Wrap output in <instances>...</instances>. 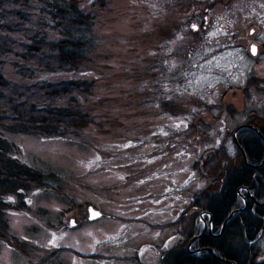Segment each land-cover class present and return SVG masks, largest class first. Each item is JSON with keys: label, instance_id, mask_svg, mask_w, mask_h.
<instances>
[{"label": "rangeland", "instance_id": "obj_1", "mask_svg": "<svg viewBox=\"0 0 264 264\" xmlns=\"http://www.w3.org/2000/svg\"><path fill=\"white\" fill-rule=\"evenodd\" d=\"M99 1L81 4L95 16L97 46L83 63L80 76L95 81L93 93L77 96L80 108L91 113L94 122L67 137L9 135L18 147V154L11 153L31 168L43 170L49 187L36 182L28 192L9 198L8 206L16 207L9 210L14 219L9 232L15 237H10L13 242L1 240L0 264H30V258L35 264H141L130 258L139 256L162 264L163 254L187 242L167 224L181 219L193 206L196 193L213 184L195 167L196 162L210 152L221 154L222 149L229 158L236 155L232 134L250 116L243 105L252 107L260 100L256 108L264 114L263 90L250 87L243 95L231 97L235 89L247 85L254 65L248 51L255 45L244 46L264 33L259 20L261 29L250 34L249 11H242L246 28L240 35L244 44L238 47L232 29L238 20L232 9L210 11L205 31H180L187 21L189 27L202 23V11L219 0ZM235 11L239 16V8ZM180 37L183 40L177 41ZM197 49L193 59L188 53ZM260 68L264 70V65ZM4 74L27 84L79 77L75 71L54 70L25 77L10 63ZM199 120L208 129L194 127ZM219 159L213 164H219ZM221 160L227 166L228 161ZM218 172L214 166V173ZM22 205L29 206L30 212ZM238 205L218 235L247 210L245 198ZM91 206L101 212L99 218L89 219ZM38 227L36 239L29 233ZM200 229L189 234L190 242L207 234L199 238L204 226ZM24 244L35 251L23 250ZM43 254L51 258L36 261Z\"/></svg>", "mask_w": 264, "mask_h": 264}, {"label": "trees", "instance_id": "obj_2", "mask_svg": "<svg viewBox=\"0 0 264 264\" xmlns=\"http://www.w3.org/2000/svg\"><path fill=\"white\" fill-rule=\"evenodd\" d=\"M83 1L0 0V252L1 240L13 242L10 237H15L9 232L14 220L11 221L12 214L9 210L16 208L8 206L11 195L28 192L36 182L49 187L46 183L47 174L43 170L31 168L13 155L18 154V147L9 135L36 133L67 137L80 133L94 122V116L80 108V100L77 98L92 94L95 85V81L80 77L83 63L89 60L97 46L95 16L91 11L82 8ZM104 6L105 4H101V7ZM187 23L188 21L184 24L185 30L180 28L182 33L190 30ZM50 34L61 35L62 38L51 39ZM181 38L177 41L183 40ZM185 40L190 38L185 36ZM7 63L25 77L35 78L38 71L48 70L75 71V75L79 77L59 81L40 79L29 84L17 83L5 76L4 67ZM63 100L66 103L60 104ZM261 116L264 118V114H258L249 123L264 133L258 121ZM194 127L204 131L208 129V124L206 126L205 122L199 120ZM237 136L246 152L247 161L233 140L237 148L234 157L229 158L226 150L222 149L221 154L219 151L213 154L210 152L196 162L195 167L212 178L213 184L203 190L204 192L196 193L193 206L189 212L181 215V219L167 224L177 228L187 242L163 254L165 256L162 264H217V260L209 252L201 258L187 251L189 234L201 231L200 228L204 226L203 216L206 222L212 217L214 230L220 231L219 228L229 214L238 208L239 203L242 204V198L248 201L247 210L237 217L245 222L242 227L237 222L238 219L233 218L228 222L220 239L215 240L205 234L194 246L207 247L208 251L212 249L218 255L233 258L229 255L237 247L235 238L243 236L244 232L252 233L248 220L256 221L252 224L255 229L264 228V205L255 204L251 199H263L258 202L264 203V143L258 132L251 128L240 130ZM219 156V164H213L214 159ZM221 158L228 161L227 166L221 165ZM258 162L263 163V166L258 167ZM214 166L219 171L218 174L214 173ZM43 185L40 187H44ZM70 202L74 201L70 199ZM24 207L25 212L29 213V206ZM32 230L34 232L29 234L38 239L39 227ZM14 240L18 247L17 240ZM34 249L35 247L27 244L23 246L25 251L34 252ZM41 256L36 261L43 263L51 258V255ZM34 260L30 258L28 262L35 264L31 263Z\"/></svg>", "mask_w": 264, "mask_h": 264}, {"label": "flooded vegetation", "instance_id": "obj_3", "mask_svg": "<svg viewBox=\"0 0 264 264\" xmlns=\"http://www.w3.org/2000/svg\"><path fill=\"white\" fill-rule=\"evenodd\" d=\"M198 1H202V0H198ZM208 1H214V0H208ZM213 3H215V2H213ZM219 7H221V9H220L221 12H222L223 8L232 9L231 12H232L234 18H237L236 20H238L237 26L232 28L233 29V35L235 37L237 35V37L235 38L236 39L235 41L237 42L236 45L238 47H239V43L244 44L241 42L242 38L240 37V35L242 33L243 34L245 33V28H246V26L244 25V21H241V19H242L241 17L243 16V13H242L243 10L245 12L249 11V15L253 18L252 20H250L248 22V25L250 24V34H254L256 30L261 29L262 25H261L259 20H261L264 23V0H248V1L219 0L216 4H210V5H207L205 7L206 11H204V10L202 11L204 13L203 22L198 23L199 25L195 24V23L192 24L189 27L190 33L193 31L199 32L200 30L205 31V29L207 28L208 13L210 11L213 12L214 10H215V12H218ZM233 8L235 10L237 8H239V11H240L239 16H238V12L233 10ZM256 14H259V15H257L258 17L256 16ZM246 18L247 17H244V19H246ZM203 35H204V32H202V34L200 35L202 41L204 38ZM247 43L248 44H246L244 47L255 45L254 47H252L251 51H248V52H250L251 56L254 58V62H253L254 65L252 66V70L250 72V75H248V77L246 79V81H248L247 85L243 88L235 89L233 91V93H231V97H233L235 94L237 96H238V94L243 95V92L245 90H248L250 87L254 88L256 90H263V93H264V70L260 68V66L264 65V33L261 36V38L251 39L250 41H247ZM253 48H255V52H253ZM198 51L199 50H193V51H190V53H188V54H189V56L193 55V59H194ZM255 57H256V59H255ZM229 86L232 88L231 84ZM228 93H229V90L225 92L224 97H226L228 95ZM259 101H256L254 103V100H253L254 106H252V107H250L249 104L243 105L242 109H249L248 113H250L249 119L245 124H250L249 121L254 119V116L260 114V113H258V110L256 108V107H258L256 105H258ZM262 101H264V96L261 99V102ZM229 105L234 107V105H232V104H229ZM263 105H264V103H263ZM258 121L260 122V126L263 127V129H264V118H262V116H261V118H259ZM187 125H189V127H191V123H188ZM256 128L258 130L262 131L260 128H258V127H256ZM262 133H263V131H262ZM237 135H238V133H237ZM263 135H264V133H263ZM232 137L234 138L233 134H232ZM263 143H264V140H263ZM252 200H253V202H255V204H257L256 199L255 200L252 199ZM246 203H247V208H248V201L247 200H246ZM254 221L255 220H248V223H251L250 230L252 233H250V234L245 233L243 235L244 237L243 236H237L235 238L236 241L238 240V242L236 243L237 247L231 251L230 255L229 254L228 255L233 256V258H236V259L229 258L227 256H224L223 254L218 255L215 252V250H213L214 253L211 252L210 250L208 251L207 247L194 246L195 241L193 242V244L191 246H190V241H189V244H187L186 249H187V251H189L191 253V255H196V256L201 257V258L204 257V254L206 252H209L217 260V264H264V228L261 227V228L255 229V226L252 225V224H254ZM237 222L240 223L239 225L241 227L245 223V222H243V219L237 220ZM262 226L264 227V221L262 222ZM211 227H213V226H211ZM219 232L220 231L216 232L214 230V227H213L212 232L210 233L208 231L207 234H209V236L211 238L218 240L222 236V235H218ZM223 233H224V231H223ZM199 249H201V250H199ZM164 256H163V258H164ZM130 258L133 259L134 261H137L138 263H141V264H151L150 261L141 259L140 256L139 257H130Z\"/></svg>", "mask_w": 264, "mask_h": 264}, {"label": "water", "instance_id": "obj_4", "mask_svg": "<svg viewBox=\"0 0 264 264\" xmlns=\"http://www.w3.org/2000/svg\"><path fill=\"white\" fill-rule=\"evenodd\" d=\"M244 127L251 128V129L256 130V131L258 132V134L261 136V138H262L263 140H264V135H263L262 131L258 130L255 126H253V125H251V124H244V125H241V126H239V127L234 131V134H233V136H234V141H235L236 145L238 146L239 150L242 152L243 157H244V160L247 161V155H246V152H245V150L243 149V147L241 146V144L239 143L238 138H237V133H238V131H239L240 129L244 128ZM252 199L255 200V198H253V197H252ZM258 201H259V200H256V203H257ZM263 204H264V203H263ZM246 205H247V203H246ZM259 205H260V204H259ZM89 212H90V219H96V218H98V217L101 215V212L98 211L97 209H95L94 207H89ZM232 214H233V213H232ZM223 229H225V227H224ZM206 230H207V229H204L203 233L200 234L198 237L201 238V237L205 234ZM222 231H224V230H222ZM211 232H212V227H210V233H211ZM193 242H194V240H192V241L190 242V246L193 244ZM199 250H201V249H199ZM209 250H210L211 252H213L212 249H209ZM193 252H194V251H193ZM213 253H214V252H213Z\"/></svg>", "mask_w": 264, "mask_h": 264}, {"label": "bare ground", "instance_id": "obj_5", "mask_svg": "<svg viewBox=\"0 0 264 264\" xmlns=\"http://www.w3.org/2000/svg\"><path fill=\"white\" fill-rule=\"evenodd\" d=\"M234 140V138H233ZM235 142V141H234ZM254 198V197H253ZM257 204H260V205H264L263 203H260V202H257ZM204 215V213H203ZM206 215V214H205ZM208 215V214H207ZM212 222H211V219L209 220V222H204L203 225H204V229H207L209 227V225H211Z\"/></svg>", "mask_w": 264, "mask_h": 264}, {"label": "snow or ice", "instance_id": "obj_6", "mask_svg": "<svg viewBox=\"0 0 264 264\" xmlns=\"http://www.w3.org/2000/svg\"><path fill=\"white\" fill-rule=\"evenodd\" d=\"M253 52H255V48H253Z\"/></svg>", "mask_w": 264, "mask_h": 264}]
</instances>
